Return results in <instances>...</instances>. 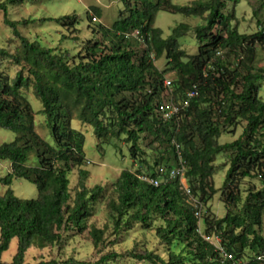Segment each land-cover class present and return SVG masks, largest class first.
Wrapping results in <instances>:
<instances>
[{"label": "trees", "instance_id": "trees-1", "mask_svg": "<svg viewBox=\"0 0 264 264\" xmlns=\"http://www.w3.org/2000/svg\"><path fill=\"white\" fill-rule=\"evenodd\" d=\"M42 1L46 0L0 2L3 23L20 42L14 53L0 47V59L20 67L14 77L0 70V127L17 134L13 142L0 144V160L10 163V172L0 175V184L7 187L0 195V264H26L30 249L57 246L69 234L89 233L95 247L103 242L104 231L91 228L89 222L92 206L103 200L105 187H86L89 173L81 169L87 160L85 136L72 128L74 116L93 127L98 147L112 139L123 140L141 164L136 173L123 170L114 183L116 198L108 208L115 230H131L135 225L149 228L154 216L164 222L156 232L169 247L167 258L153 251L125 256L145 264H222L220 251L203 238L217 236L235 260L264 264V188L250 191L239 209L242 180L255 177L264 185V99L260 96L264 69L254 66L257 50L264 49V24L259 23L254 34H241L232 25L233 14L227 13L229 5L240 0H193L187 6L173 0H120L124 8L118 20L111 28L99 27L107 45L90 43L84 55L73 56L68 51L56 54L39 40L30 41L19 27L52 22L75 32L79 26L75 15L10 20L9 6ZM262 8L264 0L255 9L256 16ZM159 12L204 19L193 29L195 55L180 44L192 31L190 25L181 23L164 38L163 30L155 26ZM135 31L141 33L143 43L125 37ZM226 54L237 60L236 67L224 61ZM161 60L167 61L168 69L157 68L156 61ZM167 70L176 73V101L183 100L194 85L198 90L179 125L164 122L156 112ZM31 84L42 103L38 113L23 92ZM37 114L45 116L52 142L37 133ZM241 124L245 127L238 139L219 143L222 135L235 134ZM143 142L160 155L153 164L146 159ZM174 142L186 162L190 196L203 206L201 220L179 179L156 187L138 178L146 174L162 179L159 168H172L168 162L173 159L176 164ZM222 155L229 161L221 191L227 212L216 218L208 203L218 193L213 178L215 161ZM74 168H79L81 184L73 196L68 176ZM15 180L34 184L38 197L15 196ZM15 239L17 252L6 262L3 254ZM247 252L252 253L248 258ZM122 257L111 252L94 262L70 258L36 264H108Z\"/></svg>", "mask_w": 264, "mask_h": 264}, {"label": "rangeland", "instance_id": "rangeland-1", "mask_svg": "<svg viewBox=\"0 0 264 264\" xmlns=\"http://www.w3.org/2000/svg\"><path fill=\"white\" fill-rule=\"evenodd\" d=\"M5 0H0L4 2ZM193 0H173V3L180 6H187ZM263 0H240L237 5H229L228 14H233L234 19L232 25L237 26L241 34L251 35L259 30V23L264 24V8L256 16L254 11L259 7ZM124 8L120 0H46L42 2H30L27 4L9 6L10 20L20 21L23 19H40L48 17H59L64 15H75L79 20L78 31H69L66 27L57 26L55 23L46 22L40 24L36 22L28 26H20L19 30L24 37L30 41L39 40L43 47L55 49L56 54H62L68 51L71 55L76 56L85 54V49L90 43H102L107 45L102 33L100 25L111 28L114 22L118 20L120 10ZM96 10L99 11V15ZM96 17L98 22L93 18ZM90 18L92 20H90ZM181 23L190 25L192 31L180 40V44L190 55L197 53V44L195 42L193 29L205 23L203 18H188L182 14H171L168 12H159L155 26L163 30V37L167 38L172 33V29ZM20 42L13 37L10 29L3 23V14L0 11V47L9 50L11 53L16 52ZM100 51L99 48L96 50ZM10 59H0V70L14 77L19 66L14 65ZM231 67H236L237 60L232 54H226L225 60ZM159 70L168 69L167 61H156ZM254 66L258 69H264V49L259 48L255 57ZM233 69V68H232ZM234 70V69H233ZM165 74V78L174 81L176 78L175 71H169ZM241 71V70H240ZM26 97L31 102L34 111L38 113L42 109V103L37 99L35 90L31 84L29 88L23 90ZM261 98L264 99V84L261 86ZM45 116L37 114L35 118L36 131L48 142H52V137L45 125ZM245 124H241L236 129V133H225L219 139L220 144L233 142L242 134ZM72 128L82 132L85 136L83 151L86 155V163L81 168L87 171L89 175L84 179L86 187L92 188L96 185L105 187L104 198L102 201L92 206L93 215L90 219L91 228H97L104 231L103 242L99 247H95L90 234L72 235L65 237L64 242L48 247L44 250L37 248L30 249L25 255L26 264H36L41 260L56 259L65 261L74 258L79 261L94 262L102 256L111 252L121 254L123 257L117 260H110L108 264H145L138 262L128 256V252L143 253L145 251H153L164 258H167L169 247L165 245L157 237V228L164 225V222L158 216H154L150 222V227L145 228L135 225L131 230H121L117 232L114 228L113 220L110 218L108 202L116 198L114 183L123 170H130L136 173L141 167L139 159H133L128 144L123 140L112 139L107 144L100 143L94 134L93 127L78 121L76 116L72 121ZM17 137V134L0 127V144L11 143ZM142 147L146 150L147 161L153 164L154 160L160 156L154 149H149L146 142L142 143ZM156 157V158H155ZM169 166H174L175 161L168 162ZM216 173L213 178V184L218 193L208 203V208L216 218H222L227 212V207L222 201L221 191L225 182L226 173L229 167V161L226 156H219L215 161ZM10 172V163L0 160V175L6 176ZM70 188L73 196L76 189L80 186L79 168H74L69 173ZM184 185L188 186L186 177L183 180ZM264 188L262 181L253 178H246L241 181L240 191L243 202L239 205V209L243 206L244 201L250 191H260ZM15 196L20 199H36L38 190L36 186L26 180H15L12 184ZM7 190L6 186L0 184V195ZM195 199V198H194ZM197 200V199H195ZM198 201V200H197ZM232 211L238 212L236 209ZM262 235L264 236V217ZM218 243V242H216ZM17 240H13L10 249L3 254V260L10 262L17 252ZM180 250V248H179ZM252 255L247 252V258Z\"/></svg>", "mask_w": 264, "mask_h": 264}, {"label": "built area", "instance_id": "built-area-1", "mask_svg": "<svg viewBox=\"0 0 264 264\" xmlns=\"http://www.w3.org/2000/svg\"><path fill=\"white\" fill-rule=\"evenodd\" d=\"M93 20L95 22H98V19L96 17H94ZM125 37L127 39L134 38L140 43L144 42V39L139 31L126 34ZM163 87H164L163 98L159 103H157L156 112L164 122L179 125V121L181 120L183 113L190 106V101L198 96L197 87L194 85L193 89L188 91L186 93L185 98L181 101H176L174 98V87H173L172 80L165 78L163 82ZM174 145L176 148V164L170 169L164 166H161L159 168V172L162 174L161 176L163 177L162 179L155 178V177H152L146 174H140L138 175V178L156 187H158L161 183H171L179 179L182 184V188L189 195L188 202L194 207L195 216L201 220L203 206L197 200H195L192 196H190L189 187L184 185L183 183V180H185V175H186V162L182 157L181 147L175 142H174ZM164 175L166 176L165 178H164ZM199 225L200 227H199L198 232L202 233L201 222L199 223ZM203 238L206 241L213 243L217 247V249L220 251L222 255V261H221L222 264H245L244 262L235 260L232 254L228 253L223 247L220 246L219 237L203 236Z\"/></svg>", "mask_w": 264, "mask_h": 264}]
</instances>
